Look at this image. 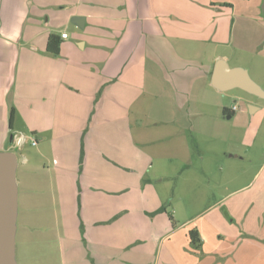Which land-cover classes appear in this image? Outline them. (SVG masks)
Returning <instances> with one entry per match:
<instances>
[{
	"label": "rangeland",
	"instance_id": "1",
	"mask_svg": "<svg viewBox=\"0 0 264 264\" xmlns=\"http://www.w3.org/2000/svg\"><path fill=\"white\" fill-rule=\"evenodd\" d=\"M171 1L189 5V11L174 7L186 24L173 46L197 68L184 105L168 78L152 80L149 64L132 85L104 76L100 61L77 48L75 57L24 51L27 62L44 70L24 94L16 88V97L33 98L35 108L22 104L12 132L18 142L6 146L18 161L17 264H81L75 244L63 249L61 238L71 228L62 227L59 212L66 208L74 222L98 199L131 205L135 216L126 217L140 222V236L148 231L152 241L142 264H264V97L238 88L219 91L204 70L224 56L264 92L263 0ZM210 3L231 6L225 33L213 35L222 23L210 22L200 35L191 18ZM67 33L72 44L86 35L73 24ZM232 108L237 117H224ZM124 174L132 176L123 184ZM191 229L202 231L203 244L189 241ZM109 238L107 264H118L120 251L112 247L113 234Z\"/></svg>",
	"mask_w": 264,
	"mask_h": 264
},
{
	"label": "crops",
	"instance_id": "2",
	"mask_svg": "<svg viewBox=\"0 0 264 264\" xmlns=\"http://www.w3.org/2000/svg\"><path fill=\"white\" fill-rule=\"evenodd\" d=\"M184 6L189 11L188 4L176 5L171 0H0V152L10 151L6 147L7 144L14 145L18 142L12 133L17 114L19 112L23 114L25 108L30 112L35 108L31 103L34 101L33 98L26 96L18 98L15 95L17 87L24 94V88L34 83V79L40 78L44 70L43 64L27 62L25 60L27 52L24 51L27 50L33 55L46 53L49 34H56L60 38L62 33L67 34V38H61L59 55L70 54L76 48L88 52L89 61H100L104 76L126 78L132 85L139 82L143 77L142 70L146 68L145 64H149L152 80L155 83L163 81L167 83L165 79L168 78L170 80L168 82L178 94L181 105L186 104L185 92L189 89L192 75L197 68L191 66L194 63L185 59V55L177 53L173 46L174 40L182 33V25L186 24L185 17L182 14L178 15L174 7H178L179 10V7ZM179 12L184 13V9ZM74 16L83 17V28L79 29L86 35L83 38L76 36L77 39L72 44L69 43L67 29L68 25L72 24L70 20ZM230 16V5L221 8L210 3L203 5L200 11H194L191 18L199 24L200 35L209 30L210 22L222 23L213 29L212 34L218 35L226 32L228 25L226 19ZM203 21L208 22L203 24ZM59 25L62 27L58 31L54 27ZM72 54L73 57L76 56ZM218 60L226 62V58L219 55L215 57L211 67L204 68L208 71L210 80ZM235 111L233 108L225 109L226 115L224 113L223 115L236 118ZM24 164L27 165V160ZM119 165L130 168L131 163ZM123 176L128 177L119 179L124 184L132 175ZM17 185L19 191L18 181ZM59 187H62L61 180ZM132 196V192L126 195L129 201ZM90 198L91 195L87 199ZM108 203L98 199L95 208H87L85 217L82 216L77 221L74 219V222L67 219L66 208L60 209L59 213L64 217L62 227L66 230L71 228L66 231L70 236L65 234V239L61 238L63 249L68 247L70 250L71 244H75L76 250L80 251L81 264H90L89 259L92 261L91 264L93 262L107 264L106 252L111 233L112 247L120 251L117 254V263L142 264L141 261H145L149 255L148 248L152 242L147 236L149 232L144 231L145 235L140 236L141 231L137 229V223L140 222L134 223L127 218L135 216L133 208L127 202L120 201L110 206ZM155 205L158 207L156 203ZM118 213L121 217L114 221L113 215ZM26 224L23 223L22 227L30 229ZM81 226L83 238L78 236ZM197 231L203 244L205 236L202 231ZM65 240L72 243H66ZM137 242L143 244L142 249L134 251L132 245L135 246ZM79 244L85 247L86 257L82 254Z\"/></svg>",
	"mask_w": 264,
	"mask_h": 264
},
{
	"label": "water",
	"instance_id": "3",
	"mask_svg": "<svg viewBox=\"0 0 264 264\" xmlns=\"http://www.w3.org/2000/svg\"><path fill=\"white\" fill-rule=\"evenodd\" d=\"M70 22L78 28H83V17L74 16ZM210 83L219 91L238 88L264 97V92L249 77L246 70L240 67L230 68L223 60L216 61ZM249 109L255 110L252 106H249ZM17 167L18 161L12 151L0 152V264H17L15 255L18 217Z\"/></svg>",
	"mask_w": 264,
	"mask_h": 264
},
{
	"label": "trees",
	"instance_id": "4",
	"mask_svg": "<svg viewBox=\"0 0 264 264\" xmlns=\"http://www.w3.org/2000/svg\"><path fill=\"white\" fill-rule=\"evenodd\" d=\"M60 45H61V38L56 34H49L46 42L45 51L47 54L58 56L60 53ZM223 113L224 115H226L225 110L223 111ZM169 219L171 220V217ZM188 238L189 241L195 246H199L201 244V239L196 229H191L188 232Z\"/></svg>",
	"mask_w": 264,
	"mask_h": 264
},
{
	"label": "built area",
	"instance_id": "5",
	"mask_svg": "<svg viewBox=\"0 0 264 264\" xmlns=\"http://www.w3.org/2000/svg\"><path fill=\"white\" fill-rule=\"evenodd\" d=\"M60 36H61L62 39L67 38V34L66 33H62Z\"/></svg>",
	"mask_w": 264,
	"mask_h": 264
}]
</instances>
